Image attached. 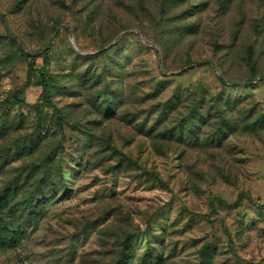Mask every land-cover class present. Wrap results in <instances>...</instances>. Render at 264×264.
<instances>
[{
    "label": "rangeland",
    "instance_id": "rangeland-1",
    "mask_svg": "<svg viewBox=\"0 0 264 264\" xmlns=\"http://www.w3.org/2000/svg\"><path fill=\"white\" fill-rule=\"evenodd\" d=\"M5 192L0 264H264V0H0Z\"/></svg>",
    "mask_w": 264,
    "mask_h": 264
},
{
    "label": "trees",
    "instance_id": "trees-1",
    "mask_svg": "<svg viewBox=\"0 0 264 264\" xmlns=\"http://www.w3.org/2000/svg\"><path fill=\"white\" fill-rule=\"evenodd\" d=\"M1 19L3 20V18L1 17ZM43 60H44V67L41 69L40 71V76H41V82H40V86L43 87V97L45 98V103L50 106V107H53V104L51 102V99H50V95H51V91H50V87H49V84L47 82V77H48V68L50 67L51 65V62H50V49L49 48H46L45 50H43ZM252 60L250 59L249 60V63L251 64ZM191 69V68H190ZM220 82L223 84V85H226L227 82L223 79V78H220ZM233 86H236V84H233ZM217 111H219L220 109H216ZM203 123H206V119L204 117V115L202 113H199V118L198 120L196 119V116L195 118H191L190 120V124H184V125H180L177 129L179 130V136L178 138L180 140H186L188 139L189 141H198L199 138H200V132H201V128L202 126L206 125V124H203ZM222 127V126H221ZM176 129V130H177ZM223 129L220 128V131H222ZM224 133V132H222ZM175 133L173 131H171L169 133V136H168V140H172L174 139ZM227 136V132L225 133V135H223V139ZM53 185V183H52ZM2 201H5L6 199H8V194L7 192H5L3 194V196H1L0 198ZM36 200H39V197H38V194H35V195H32L28 198V203L30 205H32ZM243 200V197H240L238 199V202L234 204V206H237L239 205V203H241ZM147 256V254H146ZM128 255L123 252L120 259L117 261L116 264H127L128 262ZM148 262V259L147 257H145L143 260H142V264H147ZM206 263L208 264V262L206 261Z\"/></svg>",
    "mask_w": 264,
    "mask_h": 264
}]
</instances>
